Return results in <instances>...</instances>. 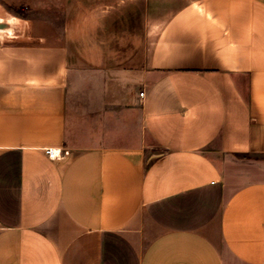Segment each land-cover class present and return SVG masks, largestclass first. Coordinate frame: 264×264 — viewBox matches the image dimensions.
<instances>
[{
    "label": "crops",
    "instance_id": "1",
    "mask_svg": "<svg viewBox=\"0 0 264 264\" xmlns=\"http://www.w3.org/2000/svg\"><path fill=\"white\" fill-rule=\"evenodd\" d=\"M59 1L0 15V264H264V0Z\"/></svg>",
    "mask_w": 264,
    "mask_h": 264
},
{
    "label": "rangeland",
    "instance_id": "2",
    "mask_svg": "<svg viewBox=\"0 0 264 264\" xmlns=\"http://www.w3.org/2000/svg\"><path fill=\"white\" fill-rule=\"evenodd\" d=\"M4 5H0V15L9 11L16 13H26L29 21L26 22L27 28L39 25L45 33H55L58 35L61 30V6L59 0H0ZM173 6L169 0H154L153 11L155 16L170 11ZM35 21H34V20ZM6 21H1L0 24ZM39 32V31H38ZM89 77L92 71L74 69L70 80L73 82L68 95L67 106V138L66 145L70 146H90L96 143L98 135L96 119L92 121L87 115V92ZM227 264H242L232 257H228Z\"/></svg>",
    "mask_w": 264,
    "mask_h": 264
},
{
    "label": "built area",
    "instance_id": "3",
    "mask_svg": "<svg viewBox=\"0 0 264 264\" xmlns=\"http://www.w3.org/2000/svg\"><path fill=\"white\" fill-rule=\"evenodd\" d=\"M143 95V92L141 93ZM46 154L51 159L61 158L60 152L55 148H46Z\"/></svg>",
    "mask_w": 264,
    "mask_h": 264
}]
</instances>
